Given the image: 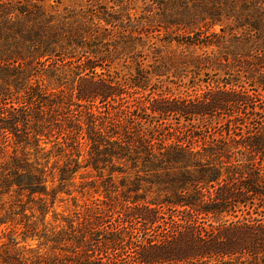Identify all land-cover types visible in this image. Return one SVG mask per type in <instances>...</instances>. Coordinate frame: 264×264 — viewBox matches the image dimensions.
I'll return each instance as SVG.
<instances>
[{
    "label": "trees",
    "instance_id": "1",
    "mask_svg": "<svg viewBox=\"0 0 264 264\" xmlns=\"http://www.w3.org/2000/svg\"><path fill=\"white\" fill-rule=\"evenodd\" d=\"M188 1L192 4H186V11L180 10L184 18L164 20L165 27L187 31L178 38L187 50L195 45L216 47L211 54H165L171 35L156 43L147 21L138 30L124 26L111 37L116 17L91 6L54 14L36 0L0 2V226L22 225L25 238L43 237L54 251L61 249V241L75 242L74 248L81 249L87 245L85 236L101 241L93 230L101 227L100 218L84 223L81 217L86 214L80 211L60 219L54 211L52 222L65 224L61 229L69 232L63 231L57 242L58 235L47 238L46 199L50 197L52 207L57 193L63 192L61 185H73L81 169L101 176L108 170L104 197L110 203L121 196L112 202L120 205L116 211L121 216L101 234V246L108 251L97 257L99 264H121L122 255L128 260L124 264H264V124L262 117L244 118L258 114L256 106L247 108L257 94L215 91L196 102L159 95L149 104L152 120L123 106L131 96L127 87L145 89L152 77L166 76L177 62L184 66L185 77L190 72L196 77L203 67L233 64L239 73L245 72L248 83L264 88V0H242L238 5L237 0ZM221 18L229 21L227 30ZM216 24L221 33L206 35L216 37L212 41L189 35L199 36L197 29ZM242 42L253 43L257 58L239 57ZM147 51L153 54L149 69L143 66ZM216 55L218 62L212 60ZM115 58L131 60L137 74L110 69L107 62ZM241 105L243 114L235 124L251 125L256 132L243 142V160L228 161L230 166L223 165V159L230 158L224 141L203 147L165 132L157 137L155 123L170 113L203 121L229 106L240 112ZM147 121L151 128L144 127ZM229 122L224 125L227 131ZM10 143L14 149L3 159ZM51 157L55 160L50 164ZM115 171L123 174L119 185L113 181ZM143 182L163 195L148 199L139 193ZM95 200L91 203L99 205ZM93 208L96 214L102 211ZM0 254L5 264H21L18 253ZM37 256L33 262L41 264Z\"/></svg>",
    "mask_w": 264,
    "mask_h": 264
},
{
    "label": "rangeland",
    "instance_id": "2",
    "mask_svg": "<svg viewBox=\"0 0 264 264\" xmlns=\"http://www.w3.org/2000/svg\"><path fill=\"white\" fill-rule=\"evenodd\" d=\"M1 1L10 2L11 0H0V2ZM19 1H21V3H27L28 0ZM36 1L40 4H43L44 8L48 12L54 14L64 13L65 9L78 10L79 8H83V11L88 6H91V8L95 9L97 13H101L102 11H108L110 14L116 17V19H114V21H116V27L109 28L111 30V37L116 36V34L118 35L120 29H124V26H132L134 27V29L138 30V27L141 25V22L145 23V21H147V23L151 24L150 27L153 28L154 35H157L158 37L155 38L156 43H163L161 42L163 36L167 34L171 35L172 40L170 39V42L166 43L167 45L165 49V54L167 55L174 54L175 52V54H182L181 52L183 50L184 55L191 52L194 54L203 53V50H206L204 52H207L209 54L216 51V47L214 46L200 48V45H195L194 47L189 48L187 50L185 43L178 42V40L185 36V34L188 35L187 31L186 33H184L183 30H175L173 26L171 28L165 27V21H172L173 19H177L178 17L184 18V16L180 14V10L183 9L186 11V4H192V2L188 0H181L179 1V4H172V1L170 0ZM181 2H184V4H182ZM239 2H242V0H237V5L239 4ZM157 24H161L163 26L159 27L160 25ZM220 24H222V26H224V29L227 30L228 25L230 23L227 19L223 20L221 18ZM220 28L221 25L219 24H216L210 27L209 29L203 26L200 30H196L199 36L196 35L195 32H190L189 35L191 37L198 38L203 41H212L216 37L206 35L212 33V31L221 33ZM154 29L156 31H154ZM136 30L134 35L138 34ZM116 39H118V37L115 38V40ZM240 44L243 47V50H241L242 55H240L239 57L248 59V61H252L257 58V55L259 53L258 51L252 49L253 43L242 42ZM147 53L148 58L147 60H145L143 66H146L149 69L148 65H151L149 61L153 62L151 59V55L153 54L150 51H147ZM215 59L216 62H218L217 59H219V57H217L216 55V58H212V60ZM230 59L232 60V58ZM112 61L107 62L109 65L108 67L110 69L117 70L120 74H124V72L129 71V73H131L129 76H134L137 74L135 68L136 65L131 60L125 61L123 58H115L114 61ZM125 66L128 68H125ZM169 69L170 73L168 72L169 74L167 73L166 76H163L161 78L152 77L151 80H149V82L146 84L147 86L145 89H130L127 87V90L131 92V96L124 100L123 106L125 107V105H128L131 109H134L135 114L151 119L149 115V104L152 98H155L159 95L164 97H170L171 99L173 98L176 100L185 99L188 101L196 102L197 100L202 99V95H204L205 97L207 93L210 94L215 91L227 90L231 92L233 90H248V92L251 94H257V97L253 98L254 103L249 104L247 108L256 106L255 110L258 111V114H256L255 117L254 114L250 115V113H248L244 116V118L245 120L248 119L250 121L251 118L255 120L256 118L262 117L261 120L264 124V88L259 87L256 82L254 83V85L248 83L245 77L242 76V74H245V72L239 73L238 69L234 67L233 64H230L228 67H226L224 64H216L214 66L203 67L200 72L196 74V77H193V75L190 74L191 72L188 73L187 77H185V68L179 62L174 64L173 67L169 66ZM186 70H188V68ZM238 73L239 75H241L240 77L238 76ZM233 76H236L238 79L232 78ZM231 108L232 107L229 106L225 110L214 112L215 114L213 116L203 118V121L195 120L194 122L176 113H170L168 116H165L166 119L160 120V123H155L157 124L154 125L157 128V137H159L160 132H165L177 136L179 138L181 137L185 139L188 143H193L194 145L201 144V146L203 147H205L206 145L211 146L214 144L221 145V141H224V143L226 144L225 154L230 158H224L223 161L225 163L223 165L230 166L233 163H237L238 159L243 160V158H241L240 156V153L242 151L245 152L242 148L243 142L248 138V136L256 132L251 127V125L235 124V120L237 119V117L241 118V113L243 114L242 105L240 108V112L235 111L236 107L233 110ZM249 110L250 108L248 109V111ZM226 121H230L229 123H231L230 131H227L226 127L224 126ZM150 124L151 123L147 121L146 126L144 127L151 128L152 126H150ZM193 130L198 133L197 137L193 135ZM51 147L52 144L48 143L47 148ZM13 149L14 144L10 143L7 148H5L3 154H1V157L3 159L8 158L9 154L12 153ZM19 150L20 148H18V151ZM29 151L31 152L30 157L31 159H33L34 151L33 149H29ZM54 160L55 157H51L49 159L50 164L54 162ZM41 161L45 162V159H41ZM228 161H230L231 164L228 163ZM59 164H61V160L59 161ZM262 166V168H264V164ZM107 173L108 170L103 173V176H101L97 175L93 171L87 172L84 169H81V171H79L75 175V181L73 185H61V188L63 187V192L57 193L52 207L49 206V202L51 199H49L50 197L47 196L46 219L50 222V225L48 224V227L44 228L43 231L44 235H46L47 238L50 236L51 239V236L58 235V237L56 238V242L62 240L64 236L63 231H69L61 229L66 228L65 224L59 227L56 226L57 223L52 222L53 212L55 211V213H58V215H60L58 216V218L60 219L61 217H63V215L73 216L74 211H80L82 212V214H86V218L81 217V220L84 223H91L95 217L100 218L99 223L97 225H101V227H95L93 228V230L96 231V233H100L98 237L101 239V241H99L98 238H93L92 240H90L91 238L85 236L87 245H85L84 240V249H81V247L74 248L75 242L63 243L64 241H61L62 244L59 245L61 249H57V251H54L49 247L48 244L44 243L45 239L43 237L39 239L36 237L25 238L24 228L22 227V225H14V227L6 228L7 225L4 224L0 226V252H3L4 254L18 253L21 259V264H34L33 261L38 257L37 255H41V258L39 260L41 261V264H47L50 262L55 263V261L57 260V264H75L74 260L76 259H78L80 264H99L100 262H98L99 260L97 257H99L102 253L105 254V251H108V249H104V247L101 246L102 240H104V237L102 235L105 234L106 231H108L110 228L114 227L120 219L119 217L121 216V214L116 211L120 209V205L114 206L112 204L113 201H117L118 199L120 200L121 196H119L116 191L113 192V195H118L119 198L116 197V199L110 203L109 201H107L108 199L104 197L105 191L103 187L105 186L104 183H106V177L108 176ZM112 175L114 183L119 185V179L123 177V174H121L119 171H115ZM57 182L58 181H56L52 186H56L58 184ZM66 191L71 192V194H67ZM139 193L144 194V196H146L148 199L151 197H156L160 194L163 195V193L161 192H155L154 189H150L148 184L145 182H143ZM95 198H98V200H95V202L99 203V205H94L93 203H91V201ZM103 200H106V202ZM95 206H99V208L102 209L101 213L96 214V211L93 208ZM26 213L30 214L29 210H26ZM37 214L38 212H36L35 216H37ZM260 215H264V213L262 212ZM260 215L258 214V217H260ZM51 222L54 226H51ZM207 223H210V221ZM59 230H61V232H59ZM93 230L91 229L92 232ZM52 231H55L56 233H52ZM124 232L129 233L130 229L126 227L124 229ZM118 259H120L119 261L121 264L128 262L124 255L118 256ZM0 264H5V262L2 260L1 254Z\"/></svg>",
    "mask_w": 264,
    "mask_h": 264
}]
</instances>
